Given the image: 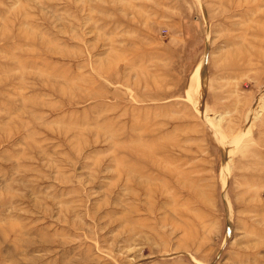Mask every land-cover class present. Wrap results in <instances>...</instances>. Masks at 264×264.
<instances>
[{"label":"rangeland","instance_id":"374dc122","mask_svg":"<svg viewBox=\"0 0 264 264\" xmlns=\"http://www.w3.org/2000/svg\"><path fill=\"white\" fill-rule=\"evenodd\" d=\"M0 264H264V0H0Z\"/></svg>","mask_w":264,"mask_h":264},{"label":"bare ground","instance_id":"6f19581e","mask_svg":"<svg viewBox=\"0 0 264 264\" xmlns=\"http://www.w3.org/2000/svg\"><path fill=\"white\" fill-rule=\"evenodd\" d=\"M203 64H204V61H203V59H202L201 64H200V63L198 64L199 67L195 69V72H196V73H195L193 76H196V75L200 74V71H202V69H203ZM193 76H192V77H193Z\"/></svg>","mask_w":264,"mask_h":264}]
</instances>
